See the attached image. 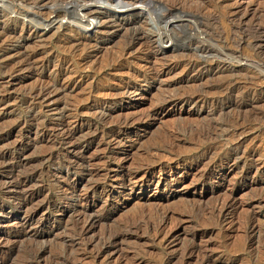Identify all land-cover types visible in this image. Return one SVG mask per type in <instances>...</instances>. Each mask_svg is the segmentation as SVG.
I'll list each match as a JSON object with an SVG mask.
<instances>
[{
    "label": "rangeland",
    "instance_id": "374dc122",
    "mask_svg": "<svg viewBox=\"0 0 264 264\" xmlns=\"http://www.w3.org/2000/svg\"><path fill=\"white\" fill-rule=\"evenodd\" d=\"M144 2L158 13L171 8L173 17L194 12L211 33V55L226 65L201 75L182 64L155 85L143 79L190 57L196 45L183 22L176 45L163 43L151 60L137 56L139 46L122 55L130 31L123 30L86 64L76 30L0 32V151L22 143L15 175L35 172L28 209L38 205L34 222L24 223L14 197L0 192V264H21L29 246L46 248L40 264L62 250L76 264H264V0ZM69 76L78 79L74 88L54 90L44 105L30 98L29 91ZM133 86L141 93H130ZM76 127V142L88 138L77 150L59 141V132ZM2 168L0 182L8 179ZM85 206L100 220L81 235ZM127 222L139 225L132 226L137 235L99 255L107 232ZM22 228L51 232L16 240Z\"/></svg>",
    "mask_w": 264,
    "mask_h": 264
},
{
    "label": "bare ground",
    "instance_id": "6f19581e",
    "mask_svg": "<svg viewBox=\"0 0 264 264\" xmlns=\"http://www.w3.org/2000/svg\"><path fill=\"white\" fill-rule=\"evenodd\" d=\"M52 1L53 0H0V12H2L1 14L5 16L6 19V21L0 22V32H7L8 29L6 28L14 29L13 31H15L20 27L21 31L25 32L24 37H29L33 35H41V33H43L42 31H44L47 26H56L60 29L70 28L76 30L78 33H80V36H82L80 37L79 41L83 44L79 59L81 63H85L97 54L101 44L111 41L113 35H119L123 30H130L128 31V34L125 38V43H123L124 46L121 48L122 55L132 54L135 47L139 46L140 48H142L140 49V54L138 53L139 55L137 56L151 60L153 57L161 55L164 49L163 43H171V46L176 45L174 43L173 36L176 28L175 26L177 25V23L183 22L190 26L192 30L191 35L194 36V43L196 45L194 49L192 48V52L190 51V57H187L186 55L187 58H181L179 61L173 64H166L165 66L163 65L164 67H158L159 69L151 68L152 70L146 72V74L143 75V79L148 80L149 84L155 85V82L160 81L159 79L163 73L182 64L184 65V70L195 69L198 70V73L201 74L207 71H212L215 69V67H223L226 63L225 59L217 58L219 57V55H215V53H213V56L211 55L213 46L207 43L209 40H207L206 38L211 33L207 24L203 21H200L198 19L199 16L197 17L194 12L188 14H185L183 12L184 15H176L175 17H173L174 15L171 16V8H166V10L158 13L156 12L157 10H155V6L149 5L147 2H144V0H72L70 2H65L64 4H61L63 2L57 4V2L55 3ZM116 6L120 7L116 8ZM121 6L125 7V9H123V7ZM9 7H14V10L11 11L14 12L13 14L9 12ZM162 17H165V21L163 25H160L161 22L159 23V20ZM198 52H200V55ZM180 53L184 54L185 52ZM225 53L226 55L228 54L231 58L239 57V52L237 53V51L234 50H226ZM11 75L12 74L10 73V76ZM53 79V88H49L48 86L29 91V96L35 103L44 105V103L50 100L51 94L54 92V90L73 87L78 81V79L69 76V78H67L64 82H61L60 86H58L60 78L58 79V77H55ZM226 83L223 82V85H221L220 83L219 84L221 85V87L225 85V87L227 88L234 89L235 86H233L231 83L226 86ZM132 88L133 90H129L130 93H141L143 89L138 86H133ZM193 98L194 97L186 98L183 103L192 101L195 99ZM171 100L176 102L179 101L175 99ZM78 130V127H76L75 129L66 128L62 130L61 132H59L61 136L59 141L71 144L70 149H76L77 147H80L84 142H87L88 138L84 139L83 141L81 140L79 142H76L75 138ZM23 149L24 147H22V143L18 142L17 144L15 143V145L7 147L6 149L0 151V167L3 166L2 171L6 172V174L8 175V179H6V181L2 180L3 182H0V192L11 194V196L14 197L15 201L17 202L15 204H17V206L22 209V215L20 216V218L24 223L31 224L32 222H34L36 214L38 212V205L36 209H28L29 204L33 199L34 191L29 190L27 186H29V182L34 178L35 172H31L24 176L15 175L16 169L19 166H22L24 163ZM81 215L83 217H81V219H83L84 222L81 228V235H84L92 228L93 224H95V222L100 219L99 217L95 216L96 214L93 215L86 206L83 208V210L81 209ZM135 221L132 224H136L137 221ZM126 224L122 229H114V231L113 229H111V232H109L110 230L107 232L105 240L103 239L104 241L98 249L99 255L106 254L109 251L112 252L117 246L118 242L121 239H124L126 236L134 234L137 235L136 230L132 229V226L139 227V225H132L131 223V225H129V223L127 225ZM254 228L255 225L251 223L249 225V229L253 231ZM49 232L51 231H46L45 229H36L30 231L26 228H22L18 231H15V239L19 240L21 239V237L27 236L29 234H32L36 237H38L39 235L46 236ZM22 251V260L19 259L20 257L18 258V260L21 261V264H40L42 255L44 252H46V248L29 246L24 248V250ZM76 259L77 258L75 256L73 257L71 256V254H67V252L64 253L62 250L59 253L55 252L54 258H52L51 262L52 264H76Z\"/></svg>",
    "mask_w": 264,
    "mask_h": 264
}]
</instances>
